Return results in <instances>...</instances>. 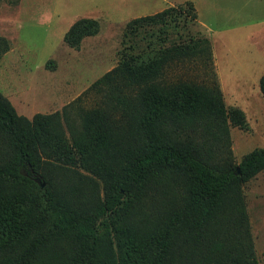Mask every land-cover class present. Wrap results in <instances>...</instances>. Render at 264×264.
<instances>
[{
	"label": "trees",
	"instance_id": "obj_1",
	"mask_svg": "<svg viewBox=\"0 0 264 264\" xmlns=\"http://www.w3.org/2000/svg\"><path fill=\"white\" fill-rule=\"evenodd\" d=\"M184 11L128 22L130 34L160 27L61 113L30 120L0 93V264H259L243 187L264 148L236 164L230 128L247 127L244 113L215 77L168 79L184 63L214 76L208 40L167 43ZM98 32L79 19L63 40L78 50ZM9 49L0 37V59ZM91 95L93 108L77 107Z\"/></svg>",
	"mask_w": 264,
	"mask_h": 264
},
{
	"label": "rangeland",
	"instance_id": "obj_2",
	"mask_svg": "<svg viewBox=\"0 0 264 264\" xmlns=\"http://www.w3.org/2000/svg\"><path fill=\"white\" fill-rule=\"evenodd\" d=\"M170 7L185 11L169 21L167 43L208 40L214 76L200 63H184L167 77L198 83L215 77L225 107L241 110L246 118L245 129L230 128L238 164L246 154L264 148V98L259 89L264 75V0H0V37L10 44L0 59V93L18 115L30 120L36 114L61 113L115 68L130 52V44L145 49L149 35L160 27L130 34L128 22ZM79 19L97 21L99 32L75 50L63 38ZM92 95L77 107L93 108ZM243 196L255 254L264 264V171L244 185Z\"/></svg>",
	"mask_w": 264,
	"mask_h": 264
},
{
	"label": "water",
	"instance_id": "obj_3",
	"mask_svg": "<svg viewBox=\"0 0 264 264\" xmlns=\"http://www.w3.org/2000/svg\"><path fill=\"white\" fill-rule=\"evenodd\" d=\"M37 182L39 183L40 181H39V180H37ZM41 186L43 187V186H44V184H41Z\"/></svg>",
	"mask_w": 264,
	"mask_h": 264
}]
</instances>
